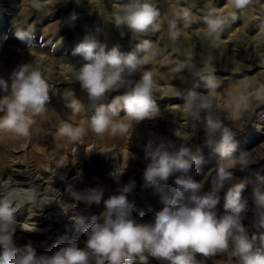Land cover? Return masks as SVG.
I'll list each match as a JSON object with an SVG mask.
<instances>
[{
	"label": "rangeland",
	"instance_id": "1",
	"mask_svg": "<svg viewBox=\"0 0 264 264\" xmlns=\"http://www.w3.org/2000/svg\"><path fill=\"white\" fill-rule=\"evenodd\" d=\"M125 2L65 0L56 5L54 0H39L43 11H37L33 6L34 0H0V78L9 80L15 68L29 62L42 72L50 88V103L45 113L34 117L35 123L29 137H14L10 133L0 132L2 176L21 180L25 177L21 170L28 169L40 175L41 178L37 180L40 183L44 179L50 181L48 186L51 189L46 193L50 202L46 211H57L60 215L52 224L43 218L36 219L37 216L28 219L31 203L12 198L13 206L17 207L15 215L18 223L26 221L31 226L36 223L37 228L49 227L46 234L29 232L21 226L17 228L18 243L32 240L38 253H53L64 242L62 238L72 237V230L78 232L79 246L84 247L86 236L83 229L78 230L70 218L82 215L85 226L91 223L92 217L103 210V200L109 195L118 194L130 181H134V186L127 196L134 204L133 216L141 221L152 220L154 210L161 207L160 194L151 186H145L142 148L152 135L172 139L177 144L187 141L193 148L200 146L203 163L199 165V174L194 178L211 179L215 174L218 154L204 146V133L199 130L202 126L187 114L185 104L188 92L195 85H199L194 89L196 92L208 94L204 75L209 64L221 82L213 93L215 114L236 131L237 151L247 150L256 160L244 171L236 170L232 183L244 179L252 181L256 174H264V102L255 100L256 88L264 78V0H253L247 8L236 10L238 18L225 27L215 46L205 35L204 21L209 13H225L229 0H154L161 13L159 30L140 34L128 32L121 36L120 32L127 30L117 29L115 20L121 4ZM185 11H191V22L183 19ZM71 13H76L77 19L70 26L63 22ZM172 21L177 23L181 32L176 42L168 37V27ZM97 27L101 29L97 38L109 47L118 42L121 51L128 53L136 51L137 46L147 40L152 42L154 50L158 48L161 53L156 57L138 53L146 61L144 69L155 73L154 99L159 116L136 125L121 112L116 123H130L131 131L127 134L113 135L109 130L97 135L91 130L90 118L95 108L118 93L110 92L101 101H90L72 75L73 67L82 60L73 55V49L85 34ZM20 30L33 32L35 39L31 46L28 47L16 37V31ZM189 49L194 50L192 60L188 59ZM181 63L195 67L180 74L174 73L173 69ZM238 82L241 84L237 85ZM238 88L248 89L247 94L253 98L251 111H236L231 94ZM76 98L84 105L80 113H74L68 106ZM64 123L84 127V137L70 143L58 131ZM129 151L135 153V159L129 160ZM173 180L170 178L165 188L169 194L175 187ZM70 186L76 191L101 187L104 190L102 199L98 204L77 202L76 207ZM229 186L225 185L220 193V210L223 209L224 191ZM208 187V183H205V190ZM43 195L37 194L38 197ZM242 195L248 199L251 207L250 183ZM9 196L8 188L0 185V197L4 199ZM61 197L69 199L70 203L65 206ZM39 212L37 209L34 214ZM252 220L249 212L245 223L250 230ZM223 259L220 256L212 257L207 264H222ZM0 264H3L2 260ZM150 264L158 262L152 259Z\"/></svg>",
	"mask_w": 264,
	"mask_h": 264
},
{
	"label": "clouds",
	"instance_id": "2",
	"mask_svg": "<svg viewBox=\"0 0 264 264\" xmlns=\"http://www.w3.org/2000/svg\"><path fill=\"white\" fill-rule=\"evenodd\" d=\"M65 0H54L56 5ZM253 0H229L225 13H209L206 37L213 42L219 40L225 27L238 17L236 10L247 8ZM34 8L43 11L39 0H34ZM160 10L154 0H126L119 8L115 20L121 36L125 33H147L158 31ZM77 19L71 13L63 23L71 26ZM183 19L191 22V11H185ZM101 29L95 28L85 34L73 49V55L82 58L73 67L74 81L87 93L90 101H101L106 94H118L106 103H99L90 118L91 130L103 135L127 134L130 123H116L121 112L130 122L139 124L159 116V108L154 99L155 73L145 70L146 61L138 53L159 56L160 50L153 49L151 41H143L136 51L124 53L120 44L110 47L97 38ZM16 37L28 47L35 39L31 30L16 31ZM181 32L175 21L168 27V37L176 42ZM194 50H188L192 60ZM195 65L181 63L173 69L180 74ZM10 80V82H9ZM9 80L0 78V132L15 137H29L35 123L34 117L46 112L50 103V88L40 70L29 62L20 64L13 70ZM215 70L209 64L204 75L208 94L189 91L185 100L187 114L204 133V146L218 154L215 174L210 180H197L199 165L203 163L202 148H193L187 141L177 144L172 139L158 135L150 136L143 145L145 186H151L160 194L161 207L154 210L151 221H141L133 216L134 204L127 193L134 186L130 181L118 194L103 200V210L93 216L85 226L82 215L70 218L77 229H83L86 240L84 247L73 237L62 238L64 242L53 253H38L34 242L18 243L16 236L18 221L17 207L11 196L0 199V260L3 264H150L154 259L158 264H207L212 257H223L222 264H264V174H256L252 181L247 179L232 183L236 170L244 171L256 162L247 150L237 151L236 131L226 125L215 114L213 93L220 87ZM248 89H236L232 102L237 112L251 111L253 98ZM255 100L264 102V85L257 86ZM74 113H80L83 102L74 99L68 105ZM242 130V129H241ZM59 134L71 142L80 141L84 127L64 123ZM135 153L129 151V160ZM125 171V170H124ZM123 172L120 173L122 175ZM170 178H174V190L169 194L165 188ZM205 183L209 187L205 190ZM251 184L252 206L242 194ZM230 185L223 196L220 210V193ZM103 188L93 187L76 191L70 186L73 203H100ZM253 220L251 230L245 223L248 213ZM66 214V213H65ZM143 213H141V216ZM30 232H37L36 223Z\"/></svg>",
	"mask_w": 264,
	"mask_h": 264
},
{
	"label": "bare ground",
	"instance_id": "3",
	"mask_svg": "<svg viewBox=\"0 0 264 264\" xmlns=\"http://www.w3.org/2000/svg\"><path fill=\"white\" fill-rule=\"evenodd\" d=\"M240 84H241V82L237 83V85H240ZM260 85H264V78L261 79ZM140 128H142V127H140ZM138 132L140 133V130ZM21 172L23 174H25L24 175L25 177L22 178L21 180H12L11 178L4 177V176H2V174H0V185L3 188H8V192L12 198L13 197L18 198V199L22 200L23 203H28V202L31 203V208L28 209V213H27L28 219L30 217L37 216L36 219H42L43 218L44 220L49 221V224H52L53 222L57 221L58 218H60L59 212H57V211L56 212L46 211L48 209L47 205L50 202V201H48L49 197L46 196V193H48V191L51 189L50 186H48V184H50L49 183L50 181L49 180L47 181L46 179H44L43 182L40 183L39 181H37L38 178H41L40 175L37 174L36 172L30 171L28 169L24 170V171L21 170ZM21 172H19V173L21 174ZM88 177L90 178L91 176H88ZM37 194H39V195L44 194V195L41 197H38ZM0 199H2V198L0 197ZM60 199L63 200V202H64L63 204L65 206H67L68 203H70L68 201L69 199L67 200L64 197H61ZM37 204H38V206H37ZM64 205H63V207H65ZM37 209L40 212L37 214H34V212ZM18 226H21V228L26 230V231H28V229H30L32 227L31 225H28V222L26 223V221L19 222ZM47 228H49V227L38 228V229H40V231H38V232H40L42 234H46ZM72 237L76 238V239L80 238L78 232L74 231V230H72Z\"/></svg>",
	"mask_w": 264,
	"mask_h": 264
},
{
	"label": "built area",
	"instance_id": "4",
	"mask_svg": "<svg viewBox=\"0 0 264 264\" xmlns=\"http://www.w3.org/2000/svg\"><path fill=\"white\" fill-rule=\"evenodd\" d=\"M262 116H264V110H263V112H262Z\"/></svg>",
	"mask_w": 264,
	"mask_h": 264
},
{
	"label": "crops",
	"instance_id": "5",
	"mask_svg": "<svg viewBox=\"0 0 264 264\" xmlns=\"http://www.w3.org/2000/svg\"><path fill=\"white\" fill-rule=\"evenodd\" d=\"M5 133V132H4ZM12 135V134H11ZM15 137V136H14Z\"/></svg>",
	"mask_w": 264,
	"mask_h": 264
}]
</instances>
